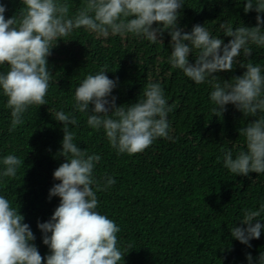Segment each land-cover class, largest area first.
I'll use <instances>...</instances> for the list:
<instances>
[{"label":"trees","instance_id":"trees-1","mask_svg":"<svg viewBox=\"0 0 264 264\" xmlns=\"http://www.w3.org/2000/svg\"><path fill=\"white\" fill-rule=\"evenodd\" d=\"M0 3L7 6L6 18L23 7L21 0ZM67 3L75 13L85 0ZM244 3L184 0L178 24L188 32L194 25L206 26L228 43L230 38L223 35L220 23L256 26L257 13L246 14ZM170 40L167 32L163 44H153L132 34L101 37L84 28L74 30L57 42L48 58L53 74L45 97L48 103L31 106L24 123L13 132H9L7 97L0 92V161L8 154L24 160L15 178L0 177V195L14 206L20 205L42 256L50 252L37 224L50 220L60 203L59 197L49 199V190L59 183L53 173L65 162L59 155L63 124L55 120L58 111L75 116L77 124L70 128L81 150L101 156L94 175L116 180L107 191L97 193V210L121 228L120 247L127 249L124 264H248V253L256 264L255 258L264 252V232L260 239L251 241L252 248L232 238L230 232L231 227L241 226L239 220L245 209H256L264 203V174L237 176L224 167L223 160L227 150L234 156L246 150L245 137L239 130L257 117H246L233 105L226 106L222 118L214 116L212 87L196 84L182 70L172 67ZM252 47L249 59L264 69V48ZM194 55L189 56L191 63L195 62ZM101 69L108 71L110 79L118 78L112 92L118 98L117 106L135 103L143 98V89L149 83H160L169 105L175 106L168 115L173 139L159 138L134 155L118 154L103 128L89 127L87 115L76 111L75 89L88 74ZM0 71L7 72V66H0ZM244 71L237 65L233 71L214 75L230 80Z\"/></svg>","mask_w":264,"mask_h":264},{"label":"clouds","instance_id":"clouds-1","mask_svg":"<svg viewBox=\"0 0 264 264\" xmlns=\"http://www.w3.org/2000/svg\"><path fill=\"white\" fill-rule=\"evenodd\" d=\"M21 4L18 12L6 18L7 6L0 3V66L8 68L7 72L0 71V92L7 97L11 110L9 132L24 123L31 106L48 103L45 97L53 76L48 58L57 42L74 30L84 28L101 37L132 34L153 44H163L167 32L171 38L169 63L196 84L212 87L214 116L222 118L226 106L233 105L244 116L257 117L239 130L245 137L246 150L235 156L231 150L225 151L224 167L237 176L264 174V69L249 59L252 46L264 48V0L244 3L246 14L257 13L256 26L220 23L223 35L230 38L228 43L206 26L194 25L190 32L180 27L184 0H85L75 13L70 12L67 0H21ZM190 54L194 63L189 60ZM237 65L246 69L241 76L222 80L214 75L233 71ZM107 72L101 69L88 74L75 89L76 111L87 115L88 126L103 128L118 154L141 153L159 138L172 140L168 115L175 106L169 105L161 84L149 83L143 89V98L117 106L118 98L112 92L118 78L110 79ZM55 120L63 124L59 155L65 162L53 173L59 183L49 190V199L59 197L60 203L50 220L37 224L50 254H40L20 205L14 206L0 195V264H124L127 249L120 247L121 228L97 210V193L107 191L116 180L94 175L101 156L81 150L74 142L70 125L77 124L75 116L58 111ZM0 164V177L15 178L24 160L8 154ZM262 216L264 203L256 209H245L239 220L241 226L230 229L232 238L252 248L251 241L260 239L264 232ZM246 259L253 264L251 253ZM255 259L256 264H264V252Z\"/></svg>","mask_w":264,"mask_h":264}]
</instances>
